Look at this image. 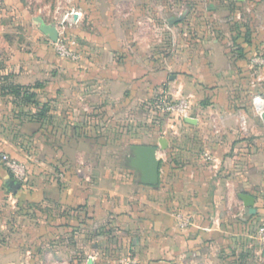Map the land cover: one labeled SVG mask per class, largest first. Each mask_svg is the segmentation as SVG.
<instances>
[{"label": "crops", "instance_id": "obj_1", "mask_svg": "<svg viewBox=\"0 0 264 264\" xmlns=\"http://www.w3.org/2000/svg\"><path fill=\"white\" fill-rule=\"evenodd\" d=\"M76 5L81 15L72 32L83 49L80 64L65 63L41 45L35 65L0 70V154L27 170L15 193V180L1 164L0 177L24 206L19 224L31 229L0 243L1 264H87L90 257L94 264H229L242 252L246 264H264V244L252 233L256 219H264V122L245 104L249 96L235 99L223 86L233 65H195L193 84L181 78L167 83L169 65L141 60L144 47L128 41L148 38L132 23L150 20L154 0ZM8 85L37 86L40 106L16 105L1 89ZM172 91L194 96L196 124L184 119L177 137L173 127H163L149 144H136L168 142L158 152L160 185H140L127 168L132 175L125 178L118 164L113 186H92L86 173L91 148L116 130L132 134L140 118L127 107L136 110L140 99ZM139 102L149 119V102ZM44 105L48 119H32ZM241 194L256 198L255 215ZM179 214L191 219L188 227L180 226Z\"/></svg>", "mask_w": 264, "mask_h": 264}, {"label": "rangeland", "instance_id": "obj_2", "mask_svg": "<svg viewBox=\"0 0 264 264\" xmlns=\"http://www.w3.org/2000/svg\"><path fill=\"white\" fill-rule=\"evenodd\" d=\"M78 1L81 0H0V70L4 65L26 63L35 65L34 63L40 59L38 49L41 45L47 46L58 59L65 63L70 62L56 54L52 42L34 24L35 17H42L46 24L56 25L65 33L66 38L75 41L82 55V62L83 49L73 36L72 16H70L73 9L79 11L76 8ZM149 11L148 22L132 23L137 24L138 29H143L148 38L144 35L141 39H128L130 46L144 47L145 52L140 50L141 53L138 52L141 60L145 59L153 65H169L171 79L167 83L170 84L180 78L191 80L193 84L195 65H233V77L222 85L231 88L228 93L235 99L239 97L238 94L249 96L250 102L245 104L259 117L255 102L257 99L264 100V0H154V6ZM207 85L209 87L212 84L209 82ZM120 94L118 91V96ZM183 97H189L194 103V96L178 91L155 94L152 100L140 99L139 101H147L150 104L147 106L151 113L149 119L145 115V109L140 113L141 102H137L139 104L136 110L127 107V111H135L136 115L139 114L138 125L133 128L132 134H120L118 130L108 133L104 136L106 140L102 145L91 148L88 170H86L90 184L113 186L114 171L118 172V164L125 178L131 176L132 173L123 165L129 147L149 144L150 135L158 128L161 130L163 127L164 129L173 127L175 133L173 137H177L182 119L171 117L166 113H157L155 107L160 101L177 103ZM118 109L124 108L118 107ZM124 128L126 131L127 128ZM166 137L171 136L167 133ZM99 161H104L107 165L97 166ZM0 164L5 172L11 174L1 161ZM106 173L108 176L105 180L99 177V174L104 176ZM0 178L1 243L8 238L19 239L27 231L30 233L31 229L19 224V214L24 206L7 189L6 180ZM134 191V183H132L129 192ZM245 217L248 218V215ZM256 223L258 229L264 224V219H256ZM252 233L261 244H264L259 240L257 230H252ZM242 256H244L243 252L233 254L230 256L233 257L232 260L227 263L233 264L235 261L234 264H246L247 258ZM13 264H23V262L15 261Z\"/></svg>", "mask_w": 264, "mask_h": 264}, {"label": "water", "instance_id": "obj_3", "mask_svg": "<svg viewBox=\"0 0 264 264\" xmlns=\"http://www.w3.org/2000/svg\"><path fill=\"white\" fill-rule=\"evenodd\" d=\"M77 15H75V19ZM34 24L39 31L45 35L52 43H57L59 39V30L56 25L46 24L42 17H35ZM264 121V116H263ZM189 124H196L193 118L185 119ZM159 149L166 151L168 149V142L161 138L159 146H144L132 145L129 147V152L124 158V166L132 171L138 178V183L148 187H158L161 182L160 168L161 159L158 158ZM21 187L17 181H13L11 189L15 193ZM240 199L243 201L244 207L248 210L250 215L256 214L255 204L256 198L249 194H241ZM87 264H94V259L90 257Z\"/></svg>", "mask_w": 264, "mask_h": 264}, {"label": "built area", "instance_id": "obj_4", "mask_svg": "<svg viewBox=\"0 0 264 264\" xmlns=\"http://www.w3.org/2000/svg\"><path fill=\"white\" fill-rule=\"evenodd\" d=\"M66 1V0H63ZM68 1V0H67ZM75 15L80 16L81 12L76 11L73 9L70 16H72V22H74ZM59 30V39L57 43H52L55 47L56 54L64 60L73 62V63H80L82 60V55L80 54L75 41H71L65 37V33ZM255 108L257 111L258 116L263 121L264 116V100L257 99L255 102ZM157 113H166L171 117L181 118L182 120L187 118H192V109L193 103L189 97H183L177 103H168L166 101H160L156 107ZM264 122V121H263ZM1 163L8 169V171L13 176L14 180L17 182H23L27 176V170L25 165L18 162L16 159L11 158L6 154L0 155ZM179 224L181 227L186 228L191 224V219L189 217H184L181 214L177 216ZM259 240L264 242V224L259 226L257 229ZM122 263L124 264H138L136 260H124Z\"/></svg>", "mask_w": 264, "mask_h": 264}, {"label": "trees", "instance_id": "obj_5", "mask_svg": "<svg viewBox=\"0 0 264 264\" xmlns=\"http://www.w3.org/2000/svg\"><path fill=\"white\" fill-rule=\"evenodd\" d=\"M2 91H5L6 95L12 96L14 102L18 106H25V107H39L40 102L36 99L37 94L35 90L37 86H18V85H8L5 87H1ZM48 106L44 105L43 108L38 109L37 113L30 115L32 119H48L47 112Z\"/></svg>", "mask_w": 264, "mask_h": 264}]
</instances>
